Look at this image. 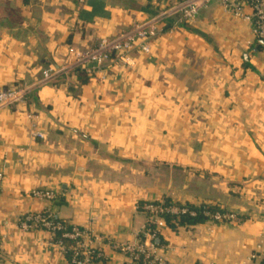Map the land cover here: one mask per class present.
I'll return each instance as SVG.
<instances>
[{"label": "crops", "instance_id": "1", "mask_svg": "<svg viewBox=\"0 0 264 264\" xmlns=\"http://www.w3.org/2000/svg\"><path fill=\"white\" fill-rule=\"evenodd\" d=\"M184 1L0 0V91L40 81L71 62V50L88 51ZM172 24L149 54L113 56L86 85L68 75L0 110L7 264H69L49 233L20 228L25 215L48 209L101 237L107 264H133L107 242L135 243L149 225L144 206L165 199L238 218L164 227L156 254L167 264L263 263L264 43L218 1L193 23ZM32 127L45 138L33 140ZM36 190L57 199L39 200Z\"/></svg>", "mask_w": 264, "mask_h": 264}, {"label": "built area", "instance_id": "2", "mask_svg": "<svg viewBox=\"0 0 264 264\" xmlns=\"http://www.w3.org/2000/svg\"><path fill=\"white\" fill-rule=\"evenodd\" d=\"M213 1H218L224 10L236 19H242L253 25V34L256 42H264V0H187L167 7L151 16L148 20L135 23L128 30L114 38L102 39L93 48L85 52L70 53L73 60L66 66L45 71L40 81L26 84L14 89L0 91V110L26 105L29 96L44 85L51 84L60 78L72 75L77 70H84L89 76L100 71L105 61L113 56H119L123 62L136 48L144 54H149L153 41L163 32L169 21H173L171 30L193 23ZM246 9L250 10L247 14ZM30 115L29 118H33ZM30 136L33 140L45 138V135L32 127ZM3 176L0 175V192L2 190ZM39 200L54 203L57 195L54 192L36 190L33 193ZM163 203L148 204L144 210L149 217V225L133 244H118L107 242L112 249L128 256L133 264H167L156 254V241L164 228L160 215L186 214L184 207L171 206L164 208ZM192 216L195 214L191 213ZM210 223H234L238 218L229 213L207 214ZM55 216L50 209L38 213L25 215L20 221L23 231H45L51 235V242L56 245L64 256L69 259V264H107V256L100 250L105 244L101 237L93 236L86 229L65 222H54ZM59 234V238H57ZM146 240L149 243L146 244ZM263 256L264 252L260 254ZM259 256L254 254L252 259Z\"/></svg>", "mask_w": 264, "mask_h": 264}, {"label": "trees", "instance_id": "3", "mask_svg": "<svg viewBox=\"0 0 264 264\" xmlns=\"http://www.w3.org/2000/svg\"><path fill=\"white\" fill-rule=\"evenodd\" d=\"M172 24L171 21L168 22V26L170 27ZM262 42H258L257 46L261 47ZM72 76L78 81L79 84L86 85L89 82L90 76L84 71V70H77L75 73L72 74ZM64 79V78H63ZM64 80H59L58 83L64 82ZM163 207H171V206H176L173 205L172 202L169 199H165L163 202ZM159 203H156L158 205ZM184 207L188 210L186 214H178V215H172L168 213H163L160 215V218L163 220L164 227H167L173 231L178 230L179 228L182 227H188V226H195V225H201L205 224L209 221V217L207 214H215V213H220L224 214L226 211L218 206V205H212V204H202L199 206H193V205H186V206H181ZM191 213L195 214V216H192ZM54 222L59 223L62 222L58 218L54 219ZM59 234H57V238H59ZM142 238V235L140 236ZM158 240L160 239V236L158 235ZM2 261L0 260V264ZM264 264V262L262 263Z\"/></svg>", "mask_w": 264, "mask_h": 264}, {"label": "rangeland", "instance_id": "4", "mask_svg": "<svg viewBox=\"0 0 264 264\" xmlns=\"http://www.w3.org/2000/svg\"><path fill=\"white\" fill-rule=\"evenodd\" d=\"M1 256H2V255L0 254V260L2 261L1 264H7V263L3 260V258H2Z\"/></svg>", "mask_w": 264, "mask_h": 264}, {"label": "water", "instance_id": "5", "mask_svg": "<svg viewBox=\"0 0 264 264\" xmlns=\"http://www.w3.org/2000/svg\"><path fill=\"white\" fill-rule=\"evenodd\" d=\"M264 43V42H263ZM160 241L159 240H157V243H159Z\"/></svg>", "mask_w": 264, "mask_h": 264}]
</instances>
